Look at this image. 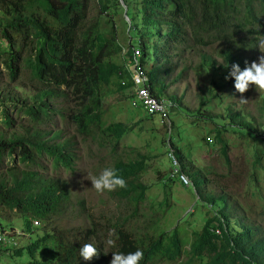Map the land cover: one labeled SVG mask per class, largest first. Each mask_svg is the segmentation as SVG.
<instances>
[{"label": "trees", "instance_id": "trees-1", "mask_svg": "<svg viewBox=\"0 0 264 264\" xmlns=\"http://www.w3.org/2000/svg\"><path fill=\"white\" fill-rule=\"evenodd\" d=\"M34 1L0 0V40L8 41L6 49L0 45V65L16 83H24L25 77L24 84L28 83V88L36 92L28 99L21 95L24 101L16 98L15 103V90L24 86L16 84L4 98V102L13 104L28 118L16 124L15 114L9 113L8 108L3 110L6 125L15 131L9 137L0 135V170L12 154H17L16 164L25 165L11 168L0 178V213H15V222L22 223L21 229L28 233V245L16 254L23 257L27 252L29 264H110L113 253L126 254L139 248L143 251L140 264H264V209L262 219L256 221L242 215L236 204H229L225 188H220L219 194L207 191L206 175L193 167L186 168V160L171 142L167 150L173 151L171 155L180 163L178 169L191 180L198 199L212 205L213 216L201 232L191 235L190 242L180 239L176 228L149 225L148 214L140 211L141 206H147L144 197L147 187L141 181L146 158L134 155L140 162L119 159V142L128 127L122 123L103 124L107 95L131 89L127 98L129 102L135 100L131 74L124 70L122 62L110 60L121 52L123 38H118L114 27L108 35L98 21L91 23L92 17L90 21L87 18L93 8L98 9V14L106 6L117 10L122 6L120 0ZM124 3L131 20L129 43L134 39L141 49L140 64L148 73L150 90L159 98L163 96L165 77L174 71V59L182 60L186 53L196 54L199 59L194 66L196 72L205 71L212 76L207 87L196 95L198 106L209 113L203 107L214 96L221 99L219 91L234 84V78L225 79L231 64L243 69L257 61L261 52L264 0H124ZM130 3L134 5L132 10ZM213 47L212 53L203 52ZM217 59L228 63V67ZM222 72L224 82L216 84L213 77ZM112 84L115 92L111 87L105 88ZM258 99L260 119L248 112L240 113L233 105L225 113L204 118L215 126L220 154L227 164V145L220 135L223 130L247 133L264 145V91L258 94ZM21 102L28 108L20 107ZM56 119L61 122L69 119L77 133L91 140L101 156L108 155L101 169L114 168L125 180V187L105 190V198L100 201L102 204L114 197L115 209L89 211L83 201L72 202V194L60 176L50 177L36 170L40 167L55 172L62 167L69 173L75 171L78 160L75 141L67 137L60 125L48 131L54 128ZM255 159L258 162L256 154ZM9 174L12 176L8 177ZM160 204L168 205L164 193ZM68 211L75 218H83L85 228L60 227V222H68L65 217ZM140 217H144L142 222ZM212 221L219 223L221 235L208 231ZM0 227L3 228L1 224ZM109 238L115 246H108ZM86 243L93 244L98 251V256L88 261L79 257V249Z\"/></svg>", "mask_w": 264, "mask_h": 264}, {"label": "rangeland", "instance_id": "rangeland-1", "mask_svg": "<svg viewBox=\"0 0 264 264\" xmlns=\"http://www.w3.org/2000/svg\"><path fill=\"white\" fill-rule=\"evenodd\" d=\"M122 1H119L120 5ZM130 6L132 10L133 3H130ZM127 10L126 6H119L115 12H112L111 7L106 6L102 8L100 14H98V9H95L92 15L87 18L90 21V17H92L91 23L98 21L101 28L109 33L108 35L114 27L116 34L119 35L118 38H123L120 42L122 44L121 52L111 57L110 60L122 62L125 66L124 70L129 71V65L142 51L135 44L136 40L132 39L133 41L129 43L131 36L128 33L131 20ZM213 49L215 47L204 49L203 52L212 53ZM261 55H263L262 52L258 57ZM178 60L174 59V71L165 77L162 98L157 97L152 90L158 100L165 101L167 111L164 117L151 115L146 111L143 113L142 109L132 107L129 98H127L131 90L128 89L124 93H115L105 97L103 124L109 126L122 123L128 127L127 133L119 142V159H124L125 162L128 160L140 162V158L134 157V155L146 158L145 171L141 174V181L147 187V192L144 194L147 206H141L140 211L148 214L149 225H154L156 228L166 226L169 230L176 228V234L180 239L191 242L193 238L191 235L194 232H201L207 225L206 222L212 218V205L205 204L198 199V194L193 190V184L188 177L190 188L184 187L180 183V181L187 183L186 179L171 176L175 165L180 163L178 160L177 163L175 162L171 155L173 151L169 152L167 145L171 142L176 147L178 153L184 157L183 160H186L184 163L186 168L193 167L206 175L205 188L207 191L219 194L220 188H225L229 204L239 206L242 215L254 220L258 219L256 221L261 220V213L264 209V145L247 133L223 130L220 135L222 141L227 145V164L220 154V143H218L217 134L213 130L215 126L204 118L207 115L225 113L233 105L240 113L246 115L245 112H248L250 116L254 115L256 119H260V112L257 111V106L260 103L258 94L263 91L249 85V88L241 94L234 89L233 84H228L219 91L222 98L217 100L214 96L212 101L203 107L209 113L204 112L198 106L199 97L196 95L204 87H207L206 84L212 79V76L205 71L196 72L194 66L199 61L196 54L186 53L182 60ZM216 61L221 64L220 60ZM256 62H258V58ZM182 72H184L183 76L178 80ZM129 73L131 74L130 71ZM221 74L223 72L219 76L213 77L216 84L224 82V76ZM23 80L24 83L27 82L25 77ZM24 83L19 84L13 81L9 77L8 71L0 66V135L4 137L11 136L15 129H10L6 125L7 118L3 110L8 108L9 113L15 112V115H12L15 117L16 124L28 120L27 116L21 114L18 109L16 110L13 104L4 102V98L10 95L16 84L24 86L15 90V95H13L15 103L16 98H21L24 101L21 95L25 99L33 97L36 92L28 88V83ZM109 87L113 89V92L117 90L114 84L105 88ZM241 96L244 98L243 101ZM177 106L180 109L177 110ZM20 107L28 108L25 102H21ZM173 107L176 108V111L172 110ZM59 125L64 128L67 137H72L75 141L76 158L78 159L74 166L75 171L69 173L62 167L55 172L45 171L40 167H36V170L47 176L51 175L50 177L60 176L62 181L64 180V186L72 194V202L83 201L89 211L93 210L99 213L102 210L106 212L115 209L117 201L114 200V197L101 204L100 201L105 198V191L98 193L91 187V178L101 173L102 163L108 161V158L104 159L108 155L103 153L101 156L93 144L91 145V140L85 139L77 133L74 124L70 123L69 119L63 122L56 119L54 128L48 129V131L58 129ZM255 154L259 159L258 162H256ZM169 160L172 161V167ZM16 162H18L17 154L16 161L12 156L7 157L0 170V178L2 173H7L11 168L25 167L23 162L21 164H16ZM46 166L49 167L50 164H46ZM11 176L9 174L8 177ZM160 179H163L162 182ZM163 193L169 206L160 204ZM0 215V222L6 228H10L9 226L15 228V253L2 252L0 264H29L31 259L27 252L23 257L16 254V251L23 248L24 245H28L29 241L26 235L28 233L21 229L22 223L15 222V213L11 214L5 211ZM65 217L68 218V222L66 224L65 221L60 222V227L64 229L85 228L83 218L82 220L75 218L71 211H68ZM96 218L98 219L99 216L97 215ZM143 219L144 217H140L139 221L142 222ZM233 219L235 220V218L229 220ZM33 223L36 225L35 221ZM15 224H18V227H15ZM208 231L214 235H221L217 221L209 223ZM184 248L188 249L189 247L184 246ZM162 264H175V262H163Z\"/></svg>", "mask_w": 264, "mask_h": 264}, {"label": "clouds", "instance_id": "clouds-1", "mask_svg": "<svg viewBox=\"0 0 264 264\" xmlns=\"http://www.w3.org/2000/svg\"><path fill=\"white\" fill-rule=\"evenodd\" d=\"M18 1L19 0H15V2ZM31 1L35 2L34 0ZM95 9L97 8H93L91 12H93ZM115 11V9H112V12ZM129 27H131L130 22ZM0 45L3 49H6L8 46V41L3 38L0 40ZM259 50L264 53V41L261 42ZM222 64L224 67H228V63ZM0 66L5 69L3 65ZM228 77L234 78V89L241 94L249 88V85L264 91V55L258 57V62L253 61L250 64H246L243 69H240L236 63H232L227 75L225 76V79H228ZM241 100H244L242 96ZM131 103L132 102H130V104ZM11 114H15V112L13 111ZM10 156H12L14 160L16 159V154H12ZM91 187L94 188L98 193L105 190L112 191L117 187H125V180L116 174V170L114 168H104L98 176L91 178ZM0 224L3 226V228L0 227V233L3 234L5 239L0 244V254L4 251L8 253H15V228L12 226H9L10 228H6L1 222ZM107 244L109 247L115 246L114 240L111 238L107 240ZM96 256H98L97 248L91 243H86L79 249V257L85 261L91 260ZM142 258L143 251L137 248L134 252L126 254L119 252L113 253L110 264H140Z\"/></svg>", "mask_w": 264, "mask_h": 264}, {"label": "built area", "instance_id": "built-area-1", "mask_svg": "<svg viewBox=\"0 0 264 264\" xmlns=\"http://www.w3.org/2000/svg\"><path fill=\"white\" fill-rule=\"evenodd\" d=\"M132 83L134 87V98L132 104L137 108H142L144 111L151 115H159L160 117H164L167 111L165 107V101L158 100L152 93V90L148 93L144 86L148 82V74L144 70V68L136 61L133 68L130 70ZM139 98H136V96ZM3 234L0 233V244L4 241Z\"/></svg>", "mask_w": 264, "mask_h": 264}, {"label": "bare ground", "instance_id": "bare-ground-1", "mask_svg": "<svg viewBox=\"0 0 264 264\" xmlns=\"http://www.w3.org/2000/svg\"><path fill=\"white\" fill-rule=\"evenodd\" d=\"M122 3V6L123 7H125V3H124V0L121 2ZM141 58H142V54L141 53H139V55L135 58V60H134V62L131 64V65H129V71L133 68V66L135 65V63H136V61H138L139 62V64L141 63ZM141 65V64H140ZM128 71V72H129ZM122 73V72H121ZM148 74V73H147ZM132 75V74H131ZM144 88L147 90V92L149 93L150 92V87H149V84L147 83V86L145 85L144 86ZM137 98H139V96L137 95L136 96ZM131 106L132 107H134V108H137V107H135L132 103H131ZM143 113H144V111H143ZM146 113V112H145ZM161 122V121H160ZM162 124V123H161ZM167 124V123H166ZM172 150L170 149L169 150V152H171ZM168 155V154H167ZM174 158V157H173ZM174 160H175V158H174ZM175 162L177 163V161L175 160ZM170 163H171V167H172V161H170ZM178 163L175 165V167H174V169H173V172H172V175L171 176H173L174 178H175V176H176V178H184V179H186L188 182L186 183V182H184V183H182L180 180V183L182 184V185H184V186H186V187H188V188H190L191 187V185H190V183H189V180H188V178H187V176L186 175H184V174H182L181 173V171L178 169Z\"/></svg>", "mask_w": 264, "mask_h": 264}]
</instances>
